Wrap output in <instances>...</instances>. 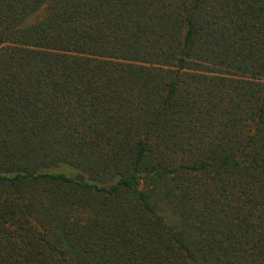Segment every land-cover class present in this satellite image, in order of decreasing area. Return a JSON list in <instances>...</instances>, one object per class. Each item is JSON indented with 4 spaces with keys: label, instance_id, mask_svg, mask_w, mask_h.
<instances>
[{
    "label": "trees",
    "instance_id": "trees-1",
    "mask_svg": "<svg viewBox=\"0 0 264 264\" xmlns=\"http://www.w3.org/2000/svg\"><path fill=\"white\" fill-rule=\"evenodd\" d=\"M0 264H264V0H0Z\"/></svg>",
    "mask_w": 264,
    "mask_h": 264
}]
</instances>
